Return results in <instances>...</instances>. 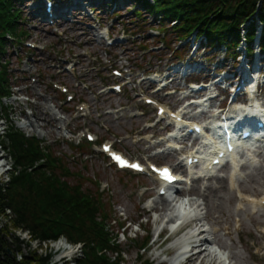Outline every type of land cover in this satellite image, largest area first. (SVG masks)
<instances>
[{
    "label": "rangeland",
    "instance_id": "obj_1",
    "mask_svg": "<svg viewBox=\"0 0 264 264\" xmlns=\"http://www.w3.org/2000/svg\"><path fill=\"white\" fill-rule=\"evenodd\" d=\"M163 1L173 2L174 0ZM35 5L36 3H32L30 0H22L20 9L25 15L29 12L31 14V10ZM125 7L129 10L128 5ZM128 10L122 15L124 21H126L127 17L132 13ZM31 23L30 28L33 29L31 32V39L40 42L46 48L50 49L38 52L36 54L39 56L38 61H36L35 64L29 63L30 71H33L34 73L41 71L43 75L40 76L39 82L32 84L28 78L27 82H25L24 77L26 75L22 74V71H19L18 69V67L24 66V63H22V66L18 65L16 58L14 56L10 57V67L14 73H17L18 71L17 75L19 76L17 83L20 86L12 87L13 93L9 97L2 99L4 107H6L4 113L7 115V119L5 124L0 123V133L3 134L4 131H7L6 133H8V130H10L9 134H14V128H16L19 132H23L25 136H34L37 139L44 141V144L49 145L51 149L53 148L52 151L55 152L54 155L62 157L63 164L61 166L65 165L70 173L65 175L63 170L57 169V171H55L56 174L64 177L67 183L72 186L75 184L80 185L85 193L92 195L94 198L95 196L98 197V195H101V202L104 209L103 213L106 214L108 228L112 231L110 232L109 230V233L113 235L116 240L112 247L111 245L108 247V253H105L104 251V255H106L110 261H118L119 264H165L161 263L159 260L157 254L160 250L157 249L155 243H153L155 232L154 226L156 225L155 219H160V214L156 213L152 218L151 216H142L141 199H139L136 193L138 187L151 185L152 180L131 176L126 173L115 172L98 152H91L90 147H87L88 145H84L82 148L84 152L87 153H79L66 145L58 144L56 142V139L60 136V133L56 131V125L58 122L49 125L51 123H48L45 119L43 120L42 114L45 112L51 113L52 101L56 96V92L49 88L48 84V80L52 77L51 73H54V71L51 72V70H49L51 68L47 65L48 60L54 59L56 56L67 57L65 55L67 52H64L63 55L56 53L58 48L55 44L59 41V37L57 35L53 36L50 33L51 31L44 27V23H41L37 18L34 19V22L32 20ZM62 28L64 27H58V30H61ZM147 28L142 30L145 31ZM78 29H80V27ZM129 29L134 32L139 30L137 27L132 26V24ZM66 31H68L67 34L70 36L74 34L78 36L75 47L73 45L71 46L74 53L83 55V51L91 49L102 56L105 54V51H102L104 48L101 50L102 47L100 43L93 40L94 37L92 38L91 36V40L87 39L86 36L80 35V31L72 29L69 24H67ZM149 33L150 32L148 31L146 36L149 37ZM148 41L154 44L157 40L149 38ZM184 48L186 49V47ZM128 49L131 50V47L129 46ZM49 51L50 53H48ZM51 51L55 52L53 56H51ZM67 51H69V49H67ZM106 51L108 52L109 49ZM202 51L199 53L198 58L201 57V54L203 53ZM127 53L121 49H115L112 50L111 54L119 55V63L129 66L131 64L126 62L128 58ZM69 55L71 56V54ZM164 55L165 56L163 57L167 60L173 59V56L168 52H165ZM223 55L224 54H221L219 56L218 60L220 63L224 60ZM151 58L152 56H149L146 59ZM167 60L162 64H159V67L164 68ZM156 62L157 61H155L154 64H156ZM228 63L230 66V62ZM140 72L141 71L134 70V75H139ZM14 75L10 76L11 83H15ZM43 78L45 79L43 80ZM60 79H62V77L58 80ZM95 81L97 83L92 82L90 89L92 95H98L97 84L102 82V78L98 77ZM17 90L26 92H23L24 94L22 95L18 94ZM88 92L87 94H89ZM26 95H28V97ZM136 100L137 98L134 97V95L127 97H90V104H94V107L92 108L93 114L92 119H86L87 122H89L88 125L99 133L98 136L100 141L105 138L113 139L114 136L120 137L123 139V142L121 146H119V144H117V146L125 149L133 157H138V152L143 151L146 147L142 141L136 145L131 144L129 141V134L136 129L140 130L143 128L145 121V118H130L131 112L135 111L137 108ZM167 101L169 102V99ZM109 106L113 108V113L107 114L105 112ZM31 111L38 117H31L33 120L32 126L22 128L27 119L23 117V119L20 120L18 116L22 117L21 114L25 112L30 113ZM0 117L3 116L0 114ZM202 118L205 117L202 116ZM96 122H104L106 125L109 124V132L100 129L99 125H96L95 127V124H97ZM83 123V120H81L82 125ZM3 142L4 144L0 142V144H2V147H0V162L2 164V166H0V183L6 185V182L10 180L13 171L12 167L14 164V158L11 154L12 152L9 151V147L11 146H7L6 141ZM96 149L99 148L96 147ZM261 151V153L256 152L255 159L250 160L248 166L244 167L238 176V186L240 190L254 193L259 192L264 188V150ZM64 156H66V158H64ZM173 159L174 158L171 156L163 159L160 158L159 162H169V160ZM32 170L33 168L31 171ZM27 171H29V168ZM221 175H223L222 172L218 177L209 181L197 182L190 191V196L187 198L189 201L198 202L195 207L203 213L202 223L206 224L207 227L212 228V230L216 228L221 231L222 225L225 223H231V220L235 215L241 217L240 228L242 229L240 234L231 233L232 231H230V235L223 234L222 237L217 236L218 240L216 241L219 246L222 247L221 249L224 251L223 254L226 257V260L230 262L229 264H264L263 258L255 257L250 253L248 245V241L255 236L253 227L264 224V210L253 216L247 213V206H245L243 210H238L236 208L235 194L232 190L227 188L225 179L221 177ZM101 185H106V187L103 188ZM163 212L164 211L162 210L161 213ZM15 216L16 213L12 208H0V230H2V234H4L6 241L12 243V245H9L11 247L9 252L10 255L15 256L17 261L23 257H44L47 254L54 255L57 253H59V255L54 258L53 263L57 261L58 264H78L76 260L83 258L81 256L87 249L86 246L82 247L83 243L77 242L69 244L66 236H61L59 239L56 238L54 241L49 240V238L38 239L35 238V236L32 237V233L29 232V229L23 228V226L14 223ZM112 219L114 221H112ZM128 220L134 221L136 224L131 225L128 230H126L127 226H129L127 223ZM119 223L123 224L122 229L120 228L121 226ZM122 231H124V234H122ZM144 240H147V243L145 244L147 249H145V247L144 249H139V245ZM64 247H67L66 253L62 252ZM101 252L103 251H98V254H101ZM61 256L62 259L60 260L59 258ZM63 256H66V258Z\"/></svg>",
    "mask_w": 264,
    "mask_h": 264
},
{
    "label": "trees",
    "instance_id": "obj_2",
    "mask_svg": "<svg viewBox=\"0 0 264 264\" xmlns=\"http://www.w3.org/2000/svg\"><path fill=\"white\" fill-rule=\"evenodd\" d=\"M257 1L157 0V3L161 9L162 6L165 7L167 14L173 17L181 12V24L175 30L178 33H188L199 24L202 27V24L210 21V17H213L210 24L220 20L223 28L236 27L252 15ZM11 4V0H0V34L6 27L11 28L7 25ZM259 17L264 24V0ZM4 44V40L0 38V59ZM0 67L1 96L5 94L6 71L1 65ZM7 137L12 144L14 165L9 182L6 185L0 183V208H12L16 213L14 223L29 229L32 237L47 239L64 235L71 242H83L87 249L85 257L76 260L78 264H116L117 262L110 261L105 255L99 256L96 253V246L101 249L110 246L102 224L104 215L96 200L83 192L80 185L72 186L64 177L56 174L57 169L65 170L61 162L53 156L48 158L46 164L27 171L43 156L39 153L37 141L20 133H8ZM64 174L67 175L68 172ZM9 245L0 230V264H47L48 258L42 256H28L17 261L14 255H10Z\"/></svg>",
    "mask_w": 264,
    "mask_h": 264
},
{
    "label": "bare ground",
    "instance_id": "obj_3",
    "mask_svg": "<svg viewBox=\"0 0 264 264\" xmlns=\"http://www.w3.org/2000/svg\"><path fill=\"white\" fill-rule=\"evenodd\" d=\"M201 106V105H200ZM205 141H208L207 142V146H208V148H210L211 149V151H214L215 149H217L218 147H219V139L216 137V138H214V140H213V138L212 137H209V136H206L205 138ZM242 145L243 146H245L246 144H245V142H242ZM207 148V149H208ZM0 166H2V164H1V162H0ZM0 174H1V168H0ZM169 206V205H168ZM191 212V213H190ZM193 212V209H192V207H190V206H188L187 204H186V202L184 201V200H182V201H180V202H178V204L177 205H173V206H171V207H168V210L164 213V214H162V216L163 217H165V218H167L168 220H169V223H170V226H171V228L173 227V222L176 220H180V219H184V218H186V216H187V214H189L190 213V215L191 214H193L192 213ZM177 214V217H176V215H175V217H174V214ZM173 216V217H172ZM169 217H170V219H169ZM174 220V221H173ZM175 234V233H174ZM194 237V236H193ZM192 237V235H187V234H185V235H182V236H180L179 238H177L176 239V243H178V244H180L181 245V247H186V246H188V242L193 238ZM210 248L212 249L213 248V246H210ZM205 255V254H204ZM187 262V261H186Z\"/></svg>",
    "mask_w": 264,
    "mask_h": 264
},
{
    "label": "snow or ice",
    "instance_id": "obj_4",
    "mask_svg": "<svg viewBox=\"0 0 264 264\" xmlns=\"http://www.w3.org/2000/svg\"><path fill=\"white\" fill-rule=\"evenodd\" d=\"M116 158H117V159H120L119 157H116ZM163 171H164V173H165L164 178H165V179H171V176H170V175H167V171H168V170L165 169V170H163Z\"/></svg>",
    "mask_w": 264,
    "mask_h": 264
}]
</instances>
